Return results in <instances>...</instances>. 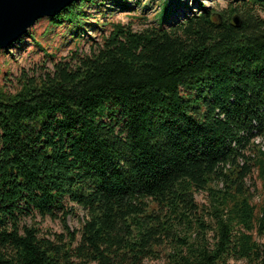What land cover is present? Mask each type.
Wrapping results in <instances>:
<instances>
[{
    "label": "trees",
    "instance_id": "16d2710c",
    "mask_svg": "<svg viewBox=\"0 0 264 264\" xmlns=\"http://www.w3.org/2000/svg\"><path fill=\"white\" fill-rule=\"evenodd\" d=\"M169 8L0 86V264H264V0Z\"/></svg>",
    "mask_w": 264,
    "mask_h": 264
},
{
    "label": "rangeland",
    "instance_id": "374dc122",
    "mask_svg": "<svg viewBox=\"0 0 264 264\" xmlns=\"http://www.w3.org/2000/svg\"><path fill=\"white\" fill-rule=\"evenodd\" d=\"M95 4L85 6L87 19H84V26L75 30L71 25L64 24L55 26L43 17L29 29L11 47L0 49V86L13 91L16 85V78L25 70L35 73L43 70L44 67L52 68L54 62L68 57L72 51H89L93 41L101 39L103 33L108 32L111 22H131L135 28H142L145 18L152 19L161 7L163 0H141L145 6L140 8L138 0H96ZM230 0H169L172 11V19L184 18L193 12H199L202 8H214L222 11ZM123 5L128 6L127 8ZM258 142L264 144L263 139ZM256 184L252 185L254 201H259L264 196V183L256 178ZM205 192L196 194L200 202H206ZM87 217L86 211L78 206L74 212L67 216L66 224L72 230L80 229ZM28 224L39 226L44 234L49 232L61 233L65 231L63 222L60 219L51 217H38L35 221L27 220ZM264 241V240H263ZM236 264H247L244 261H235ZM145 264H165L164 260L146 261Z\"/></svg>",
    "mask_w": 264,
    "mask_h": 264
},
{
    "label": "water",
    "instance_id": "95a60500",
    "mask_svg": "<svg viewBox=\"0 0 264 264\" xmlns=\"http://www.w3.org/2000/svg\"><path fill=\"white\" fill-rule=\"evenodd\" d=\"M81 0H0V49L11 47L37 20L54 17ZM236 24L239 18L235 17Z\"/></svg>",
    "mask_w": 264,
    "mask_h": 264
}]
</instances>
